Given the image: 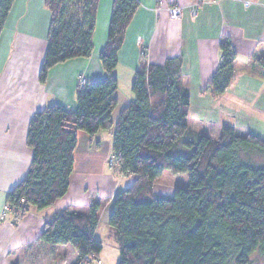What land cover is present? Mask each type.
Returning a JSON list of instances; mask_svg holds the SVG:
<instances>
[{
    "label": "trees",
    "instance_id": "1",
    "mask_svg": "<svg viewBox=\"0 0 264 264\" xmlns=\"http://www.w3.org/2000/svg\"><path fill=\"white\" fill-rule=\"evenodd\" d=\"M13 2L0 0V33ZM44 5L50 24L38 73L41 84L55 65L90 57L98 0H45ZM138 7L137 0H113L98 57L105 77L86 81L83 89L77 85L75 110L53 104L29 120L25 144L31 161L24 178L6 194L7 214L15 224L30 208L43 210L63 197L77 134L93 137L112 129L115 166L121 175L135 178L111 200L107 224L118 251L116 264H248L253 253L264 254V138L191 117L180 58L158 65L146 64L142 55L131 84L133 98L111 122L117 104L113 72ZM218 51L219 64L208 83L212 97L229 86L236 57L227 38ZM250 68L264 74V53ZM187 131L192 138L184 136ZM182 136L189 153L171 155ZM164 171L187 173V185L170 195L156 194L154 182ZM99 207L95 201L86 213L63 210L45 223L39 241L68 245L76 252L72 264H90L102 251L93 236Z\"/></svg>",
    "mask_w": 264,
    "mask_h": 264
},
{
    "label": "crops",
    "instance_id": "2",
    "mask_svg": "<svg viewBox=\"0 0 264 264\" xmlns=\"http://www.w3.org/2000/svg\"><path fill=\"white\" fill-rule=\"evenodd\" d=\"M137 1L139 7L118 52L115 72H120L116 77L121 74L125 82H132L142 55L146 64L158 65L180 58L190 97L189 115L258 137L252 127L264 126V74L250 65L264 53V0ZM44 3L14 0L0 33V264H72L76 252L70 246H48L38 237L45 223L63 210L86 213L95 201L100 207L93 236L102 244L96 260L102 264L108 247L114 252V264L118 251L107 224L111 200L117 192L129 188L135 178L123 176L116 166L111 169L107 164L112 129L93 137L77 134L73 171L63 197L43 210L30 208L15 224L7 212L1 217L6 194L24 178L31 161V150L25 144L31 117L53 104L74 111L78 76L87 82L105 77L98 57L106 42L113 0H98L90 57L55 65L41 84L38 73L50 24ZM172 6L181 9L175 20L167 14ZM225 38L235 51L233 77L222 95L212 97L208 83L219 64L218 44ZM118 78L112 124L133 98L120 91ZM173 189H156L154 182L156 194L170 195Z\"/></svg>",
    "mask_w": 264,
    "mask_h": 264
},
{
    "label": "rangeland",
    "instance_id": "3",
    "mask_svg": "<svg viewBox=\"0 0 264 264\" xmlns=\"http://www.w3.org/2000/svg\"><path fill=\"white\" fill-rule=\"evenodd\" d=\"M180 8V7H179ZM195 8V6L193 7V9ZM175 20V19H173ZM117 72H120V69L114 70L113 74L116 76V73ZM80 76H78L77 78V85H78V79H79ZM123 75H119V86H120V91L123 93V94H126V95H132L131 93V84L132 82H130L128 84V82H125L123 80ZM264 126H262L261 124V127L260 126H253L252 127V131H254L259 138H264V134H263V130L264 128H262ZM256 129V130H255ZM107 131V130H106ZM188 133H186V135H184L185 137H191V135H188L189 134V131H187ZM241 133V132H239ZM242 135V134H241ZM184 136H182L174 145V147L172 148V150L170 151V154L171 155H174V156H178V155H187L189 153V150L184 148L183 145L181 144L182 140H184ZM107 164L109 166V168L112 169V167H115V163L113 161V158L112 156H110L108 158V161H107ZM188 183V174L185 173V174H179V175H173L171 174L170 172L168 171H164L162 176L160 178H158V180L155 181V186H156V189H162V190H172L173 189V186L176 184V185H179V186H186ZM154 186V185H153ZM7 212V209L5 207V210L4 212L2 213L1 217L3 218L4 214ZM8 213V212H7ZM19 220V219H18ZM17 220V221H18ZM105 227H102L103 231L105 232L106 234V230L104 229ZM103 232V235L105 236ZM102 239H105V237H103ZM107 239V238H106ZM106 251L104 252L103 254V262L102 264H112L111 263V260H112V256L114 255V252L111 251V248H106L105 249ZM88 261V260H87ZM90 264H99V261L97 260H92L89 261ZM116 264V263H114ZM248 264H264V254H260L258 252H255L253 253L250 258H249V262Z\"/></svg>",
    "mask_w": 264,
    "mask_h": 264
},
{
    "label": "built area",
    "instance_id": "4",
    "mask_svg": "<svg viewBox=\"0 0 264 264\" xmlns=\"http://www.w3.org/2000/svg\"><path fill=\"white\" fill-rule=\"evenodd\" d=\"M167 14L170 19H177L181 14V9L178 6H172L167 9ZM192 14H195V8L192 9ZM86 84V80L83 76L78 79V88L83 89ZM91 259V257H90ZM89 257L86 260H90Z\"/></svg>",
    "mask_w": 264,
    "mask_h": 264
}]
</instances>
